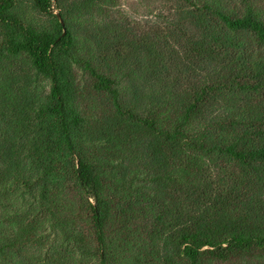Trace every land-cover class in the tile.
<instances>
[{
    "label": "trees",
    "instance_id": "obj_1",
    "mask_svg": "<svg viewBox=\"0 0 264 264\" xmlns=\"http://www.w3.org/2000/svg\"><path fill=\"white\" fill-rule=\"evenodd\" d=\"M0 264H264V0H0Z\"/></svg>",
    "mask_w": 264,
    "mask_h": 264
},
{
    "label": "rangeland",
    "instance_id": "obj_2",
    "mask_svg": "<svg viewBox=\"0 0 264 264\" xmlns=\"http://www.w3.org/2000/svg\"><path fill=\"white\" fill-rule=\"evenodd\" d=\"M130 2H132V3H136L137 0H130ZM136 8H138V10H139L140 13H141V11L143 10V5L139 4Z\"/></svg>",
    "mask_w": 264,
    "mask_h": 264
},
{
    "label": "water",
    "instance_id": "obj_3",
    "mask_svg": "<svg viewBox=\"0 0 264 264\" xmlns=\"http://www.w3.org/2000/svg\"><path fill=\"white\" fill-rule=\"evenodd\" d=\"M58 17H59V19L61 20V22H63V20L61 19V17H60V15L58 14Z\"/></svg>",
    "mask_w": 264,
    "mask_h": 264
}]
</instances>
